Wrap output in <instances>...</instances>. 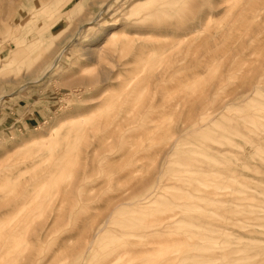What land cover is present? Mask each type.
I'll return each mask as SVG.
<instances>
[{
    "label": "rangeland",
    "instance_id": "1",
    "mask_svg": "<svg viewBox=\"0 0 264 264\" xmlns=\"http://www.w3.org/2000/svg\"><path fill=\"white\" fill-rule=\"evenodd\" d=\"M21 3L0 264H264V0Z\"/></svg>",
    "mask_w": 264,
    "mask_h": 264
},
{
    "label": "bare ground",
    "instance_id": "2",
    "mask_svg": "<svg viewBox=\"0 0 264 264\" xmlns=\"http://www.w3.org/2000/svg\"><path fill=\"white\" fill-rule=\"evenodd\" d=\"M115 1V0H114ZM22 0H15V5L16 6H20V5H22ZM112 2V1H111ZM108 3V2H107ZM107 3H106V5H104L103 6V8L100 10V13H102L103 11H105V9H106V6H107ZM110 5V4H109ZM97 14V13H96ZM7 18V17H6ZM19 19L22 21L23 19H25V16H23V17H21L20 15H18V17H17V20H16V23L18 24V26H20V24H19ZM12 22V21H11ZM11 22H9V23H11ZM8 22H7V24L6 25H8L9 24ZM92 23V22H91ZM17 26V25H16ZM81 28V27H80ZM20 36H19V38H17V40L19 39V42H20ZM57 146V145H56ZM75 148V147H74ZM70 160V159H69ZM72 167V166H71ZM88 173H86V171H83V173L81 174V176L79 177V181H80V183H83V182H85V180L86 179H88V175H87ZM71 176V175H70ZM79 186H81V185H79ZM254 209V208H253ZM236 215V214H235ZM243 215H244V213H243ZM247 216V215H246ZM249 216H251V215H249ZM249 219V217H245L244 219ZM223 220V219H222ZM258 221V220H257ZM227 222V221H226ZM225 222V223H226ZM237 222V221H236ZM246 222H247V220H246ZM251 221L249 220V222L248 223H250ZM222 223V222H221ZM224 223V224H225ZM228 223V222H227ZM235 224V223H234ZM251 224V223H250ZM220 225V224H219ZM233 226V225H232ZM236 226H237V224H236ZM241 226V225H240ZM242 226H243V224H242ZM225 227V226H224ZM244 227H247V226H244ZM249 227V226H248ZM216 228H218V227H216ZM254 228V227H253ZM215 229V228H214ZM219 229V228H218ZM238 229H240V228H238ZM251 229V228H250ZM217 230V229H216ZM223 230V229H222ZM218 232H221V231H219L218 230ZM218 232L216 233V234H218ZM226 233V232H225ZM215 234V233H214ZM214 234H213V236H214ZM221 234V233H220ZM209 236H212V235H210L209 234ZM218 235H216V237H217ZM176 239V238H175ZM162 240V239H161ZM90 244H91V242H90ZM225 245V244H224ZM235 247V246H234ZM184 250V249H183ZM231 251V250H230ZM229 254V253H228ZM231 254V253H230ZM174 255V254H173ZM172 255V256H173ZM162 256V255H161ZM228 256V255H227ZM139 257V256H138ZM163 258V257H162ZM170 258V257H169ZM174 258V257H173ZM231 258V257H230ZM233 258H234V256H233ZM241 258V257H240ZM161 259V258H160ZM165 260H166V258H164ZM176 259V258H175ZM238 259V258H237ZM241 260V259H240ZM172 261H174V260H172ZM172 261H170V262H172ZM224 261H226V259L224 260ZM234 261V260H233ZM237 263V262H236ZM225 264H227V263H225ZM234 264V263H233Z\"/></svg>",
    "mask_w": 264,
    "mask_h": 264
},
{
    "label": "crops",
    "instance_id": "3",
    "mask_svg": "<svg viewBox=\"0 0 264 264\" xmlns=\"http://www.w3.org/2000/svg\"><path fill=\"white\" fill-rule=\"evenodd\" d=\"M11 95H13V94H11ZM2 99H4V98H0V100H2Z\"/></svg>",
    "mask_w": 264,
    "mask_h": 264
}]
</instances>
